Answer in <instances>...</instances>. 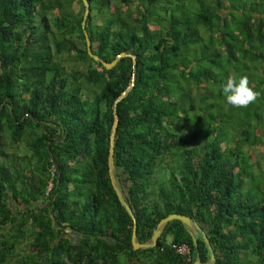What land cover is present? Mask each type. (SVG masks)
Masks as SVG:
<instances>
[{"label": "trees", "instance_id": "16d2710c", "mask_svg": "<svg viewBox=\"0 0 264 264\" xmlns=\"http://www.w3.org/2000/svg\"><path fill=\"white\" fill-rule=\"evenodd\" d=\"M87 3L92 53H127L108 68L86 51L81 0H0V264L208 258L176 218L155 245L130 247L107 175L113 112L112 173L135 240L177 212L204 231L211 264H264V0ZM229 76L258 100L229 106Z\"/></svg>", "mask_w": 264, "mask_h": 264}, {"label": "water", "instance_id": "95a60500", "mask_svg": "<svg viewBox=\"0 0 264 264\" xmlns=\"http://www.w3.org/2000/svg\"><path fill=\"white\" fill-rule=\"evenodd\" d=\"M81 2L83 5V13H82V18L80 20V25H81V29H82V33H83V37H84V41H85L86 51H87L88 55H90L93 59L100 61V63L105 68H108L112 64H114V62L116 61V59L118 57L126 55L127 53L120 51L110 61H104L98 55H96L95 53H92V51L90 50L89 39L87 37L86 30L84 29V19L86 17L87 12H88V3H87V0H81ZM131 57H133V56L131 55ZM132 63H134L133 59H132ZM131 84H132V82H130V85ZM124 91L125 90L120 92V94L115 98L114 102L116 100H118L124 94ZM112 107L114 108V103L112 104ZM116 121H117V114H116V112H113V121H112L110 132L108 135L109 142H108L107 157H106L107 175L109 178L110 185H111V187H112V189L116 195V198L118 199L119 203L124 207L126 212L129 214L131 221H132L131 232H130V247L132 249L136 250V249L147 248V247H151V246L155 245L157 236L159 235V233L161 231L162 225L164 223H166L168 220L176 218L183 225H185L187 227L188 231L190 232V234L192 236V240H193L194 244H195V240H194V236L192 233V229H194L195 231H197L201 234L203 242L206 245L208 253H209L208 258L205 261H199V259L196 257L191 264H211V261L213 260L214 255H213V251L211 249V246L209 244V241H208L204 231L201 229V227L190 216H188L186 214L177 213V212H169V213L165 214L164 216L160 217L158 219V221L156 222L155 227L153 228L152 233H151L148 241L137 242L135 240V218L133 216V213H132L129 205L124 200L119 188L117 187V185L115 183V178H114L113 173H112V169H113V159H112L113 147H112V143H113V133H114ZM52 162H53V165L56 167L55 161L52 160Z\"/></svg>", "mask_w": 264, "mask_h": 264}, {"label": "clouds", "instance_id": "9594fccd", "mask_svg": "<svg viewBox=\"0 0 264 264\" xmlns=\"http://www.w3.org/2000/svg\"><path fill=\"white\" fill-rule=\"evenodd\" d=\"M221 91L225 102L233 108H247L250 104L255 103L261 95L249 86L246 76H241L239 79L229 76L222 84Z\"/></svg>", "mask_w": 264, "mask_h": 264}, {"label": "rangeland", "instance_id": "374dc122", "mask_svg": "<svg viewBox=\"0 0 264 264\" xmlns=\"http://www.w3.org/2000/svg\"><path fill=\"white\" fill-rule=\"evenodd\" d=\"M73 7L76 8L77 7V4L76 3H73ZM256 149L257 148L251 149V151H254V152L257 151V153L255 154V157L259 160L260 163H263V159H261V155L259 154L258 150H256ZM192 233L193 234L195 233V230L194 229H192Z\"/></svg>", "mask_w": 264, "mask_h": 264}, {"label": "built area", "instance_id": "2783aa9c", "mask_svg": "<svg viewBox=\"0 0 264 264\" xmlns=\"http://www.w3.org/2000/svg\"><path fill=\"white\" fill-rule=\"evenodd\" d=\"M172 246H174L175 247V249L178 251V252H180V253H186L187 252V247H186V245L185 244H179V245H174V244H172Z\"/></svg>", "mask_w": 264, "mask_h": 264}]
</instances>
